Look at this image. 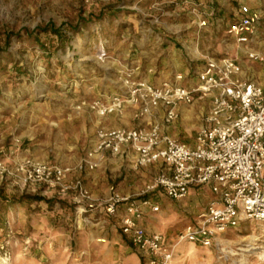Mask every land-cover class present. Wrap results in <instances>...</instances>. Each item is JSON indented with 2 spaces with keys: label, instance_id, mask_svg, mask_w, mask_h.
Returning <instances> with one entry per match:
<instances>
[{
  "label": "rangeland",
  "instance_id": "rangeland-1",
  "mask_svg": "<svg viewBox=\"0 0 264 264\" xmlns=\"http://www.w3.org/2000/svg\"><path fill=\"white\" fill-rule=\"evenodd\" d=\"M211 1L216 0H0V162L8 170L0 174V264H141L115 219L105 222L95 214L84 223L69 194L23 187L12 170L27 159L76 164L97 121L86 106H76L122 93L124 71L159 84L209 58L235 56L224 26L246 3L218 0L223 12L211 16ZM255 10L264 11V0ZM209 18L222 23L199 26ZM47 24L62 26V42L36 32ZM207 105L185 107L171 132L192 140ZM136 172L125 170L139 194L155 172ZM200 190L179 202L157 200L164 214L151 219V227L172 240L207 202ZM172 263L264 264V223L240 225L213 249L181 243Z\"/></svg>",
  "mask_w": 264,
  "mask_h": 264
},
{
  "label": "built area",
  "instance_id": "built-area-1",
  "mask_svg": "<svg viewBox=\"0 0 264 264\" xmlns=\"http://www.w3.org/2000/svg\"><path fill=\"white\" fill-rule=\"evenodd\" d=\"M260 22L257 12L240 5L237 18L226 25L225 34L247 48L248 61L264 66V47L256 48ZM206 25V20L200 21V27ZM190 70L159 84L138 78L132 70L124 71L120 78L122 93L105 101L81 102L76 110L86 106L102 119L121 114L130 106L133 120L139 122L137 127L98 126L73 167L27 159L13 168L14 175L23 187H42L60 196L69 194L83 219L97 209L116 218L120 234L142 264H173L175 248L181 243L213 249L219 247L223 235L240 225L264 223V88L242 77L238 62L225 57L209 58L200 66H190ZM202 100H209V107L192 143L168 134V128L179 119L180 107ZM157 109L162 117L154 120ZM126 150L134 156V170L160 165V173L135 197H120L113 189L107 198L94 197L78 176L97 170L107 155L121 156ZM3 173L8 170L0 162ZM200 189L209 192V201L195 214L192 224L184 226L172 240L160 233H148L141 225L146 213L159 212V206L151 201L157 191L179 202L189 191Z\"/></svg>",
  "mask_w": 264,
  "mask_h": 264
},
{
  "label": "crops",
  "instance_id": "crops-1",
  "mask_svg": "<svg viewBox=\"0 0 264 264\" xmlns=\"http://www.w3.org/2000/svg\"><path fill=\"white\" fill-rule=\"evenodd\" d=\"M242 1L244 3H246V5L249 6V8L252 11L259 13V15L261 16V22H260V26H259V31H260L259 35L260 36L258 38V41H259L258 42V46L256 47L257 49H261L262 47H264V11L255 10L256 7H258V5H259V0H242ZM211 5L212 6H208V11H210V13L212 15H213V12H217V14H219V15L223 12V1L222 2H218V0H216L215 2L211 1ZM235 13L236 14H232V15H235L234 17L237 18L238 10ZM217 14H216V16H217ZM235 19H233V20H235ZM218 22L222 23V19H216L214 21L213 18H209L207 20L208 26L209 25L212 26L213 24H216V23L218 25H220ZM227 24H225L224 27H226ZM224 33H225V31H224ZM231 41L233 43L232 44L233 45L232 46V51H233V53H235V56L225 57V58L236 60L238 62V64H239V66H240L242 77H245V78L247 77V78H249L251 80H254L262 88H264V66H261L260 64H256V63L248 61L245 58V52H246L247 48L238 45L232 38H231ZM239 57H240V59H239ZM218 58H223V57H218ZM204 101H206V100L197 101L194 104L203 103ZM207 101H208V105H207V109H208L209 100H207ZM185 107H188V106H181L180 107L179 119L181 118L182 111H183V109ZM133 112H134V109L132 107H130V106H127L121 114H116V115H112V116H106L105 118L97 119L96 124H95V131H94V134H93V138H94V135H95V132H96V129L98 128V126H104V127L108 128V129H121V128L131 129V128L137 127L139 125V122H135L133 120ZM205 112H202L200 114V125H201L202 116L204 115ZM161 117H162V112L159 109H157V112H156V114H155L153 119L154 120H159ZM151 120H152V118H151ZM176 122H174L168 128V134H170L172 137H175L176 139H178L174 135L176 133H172L171 132V128H172V126L174 124H176ZM200 125H198L197 129L199 128ZM197 129H196V131H197ZM93 138L89 140L87 148L89 147V145L92 142ZM179 141H181V140H179ZM192 141H193V139L189 140V141H185V142L181 141V142L186 143V144H191ZM83 155H84V153H83ZM82 156H81V158H82ZM79 160L76 162V164L79 162ZM133 163H134L133 154L130 151L126 150L125 154L121 155V156L110 157V156L107 155L105 160L101 163L100 167L97 170H95L93 172H87V173L81 174L78 177H80L82 179V181L85 184V186L92 193V195L94 197H96V198H107V197H109L110 194H111V192H110L111 189H113V193L119 195L120 197H133V196L135 197L136 194L139 191L138 187L135 186V184H128L130 182V180L127 181V176L125 174V170L128 169V170H131V171L137 173L136 171L138 169H144V168L153 169L155 173L153 174L152 178L146 184H144V187H145L148 183L151 182V180L153 179V177L156 174L160 173L161 166L160 165H152V166H149V167H141V168H138L137 170H134L132 168ZM76 164H74V165H76ZM73 166H71V167H73ZM74 176H70V178H72ZM200 191H204L205 194H200L199 197L201 198V196L202 197L204 196L205 198H207V202H208L210 197H211L209 192L206 189H203V190H200ZM192 192H193V194L194 193H198L199 190H192ZM64 196H67V195H64ZM163 198H165L163 193L161 191H157L156 193H154L151 196V201L154 204H157L159 206L157 200H159V201L161 199L164 200ZM165 199H167V198H165ZM199 200H201V199H199ZM166 206L167 207L170 206L167 203V201H166ZM121 211H122V208H120V212ZM163 212H164V210L161 211L160 206H159V212L158 213H156V214L146 213L144 215L143 220L141 222V225L144 227V229L148 233H160V234H163V235L166 236L165 233H161L160 231H158L157 227H154V228L151 227V223L149 222V221H151V219H158V216L160 214L161 215L164 214ZM95 214L100 216V218L104 219L105 222L107 221V219L108 220L109 219H115V221H116V225L115 226L118 228V220L116 218H113L112 216L105 215L103 210H101V209H97V210H95V211H93L91 213H88L87 216H86V219L85 220L83 219L82 221L84 223H90L93 220V217H94ZM166 238H167V236H166ZM138 260L140 261L139 257H138ZM140 263H141V261H140Z\"/></svg>",
  "mask_w": 264,
  "mask_h": 264
},
{
  "label": "trees",
  "instance_id": "trees-1",
  "mask_svg": "<svg viewBox=\"0 0 264 264\" xmlns=\"http://www.w3.org/2000/svg\"><path fill=\"white\" fill-rule=\"evenodd\" d=\"M62 26L60 27H55L53 24H47L46 26H44L43 28H36V32H40V33H44V34H51L53 36H55L59 41H63L64 40V36L62 35ZM70 30H72L73 32L77 31V27H69ZM23 199L32 201V202H45L46 204H52L53 201L50 200H45V198L39 197V196H32V197H25Z\"/></svg>",
  "mask_w": 264,
  "mask_h": 264
},
{
  "label": "bare ground",
  "instance_id": "bare-ground-1",
  "mask_svg": "<svg viewBox=\"0 0 264 264\" xmlns=\"http://www.w3.org/2000/svg\"><path fill=\"white\" fill-rule=\"evenodd\" d=\"M3 264H7L5 261L2 262Z\"/></svg>",
  "mask_w": 264,
  "mask_h": 264
}]
</instances>
